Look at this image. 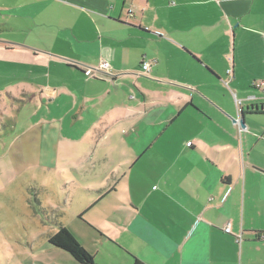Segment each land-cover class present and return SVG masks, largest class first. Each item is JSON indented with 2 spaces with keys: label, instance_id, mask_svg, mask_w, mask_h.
<instances>
[{
  "label": "crops",
  "instance_id": "0c3cea01",
  "mask_svg": "<svg viewBox=\"0 0 264 264\" xmlns=\"http://www.w3.org/2000/svg\"><path fill=\"white\" fill-rule=\"evenodd\" d=\"M263 33L264 0H0V139L74 185L70 215L36 200L46 238L69 217L91 264H264Z\"/></svg>",
  "mask_w": 264,
  "mask_h": 264
},
{
  "label": "rangeland",
  "instance_id": "374dc122",
  "mask_svg": "<svg viewBox=\"0 0 264 264\" xmlns=\"http://www.w3.org/2000/svg\"><path fill=\"white\" fill-rule=\"evenodd\" d=\"M0 115V129H4ZM2 129V130H3ZM4 136L0 139V264H72L67 252L47 246L46 229L36 200L69 206L70 187L62 195V185L57 182L53 192L52 183L42 188L35 165L26 163L24 152L21 160L5 148ZM31 166V167H30ZM47 183V182H46ZM47 196H46V195ZM69 194V197H68ZM66 201V204L64 203ZM45 202V203H46ZM71 206L67 215L72 212ZM72 236L92 255L97 253L96 234L84 226L79 228L70 221L66 223ZM51 235V234H50ZM49 235V236H50ZM102 251H107L105 247Z\"/></svg>",
  "mask_w": 264,
  "mask_h": 264
},
{
  "label": "trees",
  "instance_id": "16d2710c",
  "mask_svg": "<svg viewBox=\"0 0 264 264\" xmlns=\"http://www.w3.org/2000/svg\"><path fill=\"white\" fill-rule=\"evenodd\" d=\"M48 242L52 246L67 251L77 263L91 264L93 262L92 255L63 226L48 237ZM135 264H140V262L136 261Z\"/></svg>",
  "mask_w": 264,
  "mask_h": 264
},
{
  "label": "built area",
  "instance_id": "2783aa9c",
  "mask_svg": "<svg viewBox=\"0 0 264 264\" xmlns=\"http://www.w3.org/2000/svg\"><path fill=\"white\" fill-rule=\"evenodd\" d=\"M263 39H264V33H263ZM149 65H150L149 62L143 63L142 69L147 71L149 69ZM109 69H110L109 62L107 60L102 59L96 67L87 68L85 73L87 75H90V76L91 75L92 76H100L104 73H109ZM229 72H230V70H229ZM255 85H256V87L264 90V80L258 81L257 83H255ZM263 97H264V95H263ZM224 231L227 233L230 232V226L228 223L224 226ZM259 239L264 240V233L259 234Z\"/></svg>",
  "mask_w": 264,
  "mask_h": 264
},
{
  "label": "water",
  "instance_id": "95a60500",
  "mask_svg": "<svg viewBox=\"0 0 264 264\" xmlns=\"http://www.w3.org/2000/svg\"><path fill=\"white\" fill-rule=\"evenodd\" d=\"M235 121H236L241 127H244V126H245V122H244L243 118L235 119Z\"/></svg>",
  "mask_w": 264,
  "mask_h": 264
}]
</instances>
